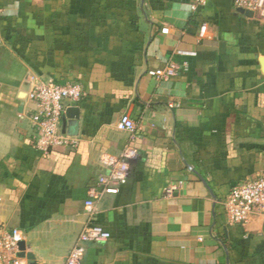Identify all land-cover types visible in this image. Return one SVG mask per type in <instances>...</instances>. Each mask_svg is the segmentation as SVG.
<instances>
[{"label": "crops", "instance_id": "obj_1", "mask_svg": "<svg viewBox=\"0 0 264 264\" xmlns=\"http://www.w3.org/2000/svg\"><path fill=\"white\" fill-rule=\"evenodd\" d=\"M194 2L0 0V222L25 233L38 264L66 262L92 224L112 237L82 264H264L263 219L231 224L222 204L264 175V17L234 0ZM170 62L179 76L149 75ZM37 75L83 84L76 149L32 145ZM125 114L138 156L120 192L90 210L110 172L103 155L131 140Z\"/></svg>", "mask_w": 264, "mask_h": 264}, {"label": "built area", "instance_id": "obj_2", "mask_svg": "<svg viewBox=\"0 0 264 264\" xmlns=\"http://www.w3.org/2000/svg\"><path fill=\"white\" fill-rule=\"evenodd\" d=\"M235 4L247 8L264 17V0H234ZM204 0H195L192 9ZM202 32L206 29L203 24ZM166 31L167 28H164ZM181 66L175 62L168 63L161 69H150L149 75L159 80H170L179 76ZM86 96L81 81L68 78L65 80L54 76L37 75L33 78L29 90V98L34 108L29 114L33 128L32 145L43 154L61 147L76 149L78 137L63 130L62 120L67 110L81 103ZM118 128L132 134L120 157L104 154L102 161L110 167V172L102 174L89 191L86 206L92 210L95 200L105 194H117L127 180L130 172V161L138 156L136 146V122L125 114L118 122ZM177 186L166 188L171 195ZM226 218L231 224L246 225L252 218L260 217L264 221V175L249 178L235 184L222 201ZM25 233L17 228H9L0 222V264H30L27 257L21 256V242ZM111 232L102 225H87L80 234L78 244L70 253L66 262L56 264H82L89 244L107 241Z\"/></svg>", "mask_w": 264, "mask_h": 264}, {"label": "water", "instance_id": "obj_3", "mask_svg": "<svg viewBox=\"0 0 264 264\" xmlns=\"http://www.w3.org/2000/svg\"><path fill=\"white\" fill-rule=\"evenodd\" d=\"M240 10L243 13H246L248 15H251L254 13L253 11H251L247 8H244V7H241ZM79 115H80V109L78 107H70L66 112V116L72 119V121L70 123V129L67 131V125H66L67 122H66V119L64 117L63 130L66 131L67 133H69L70 135H77L78 134V128H79ZM22 249H23V247H22ZM21 256L27 257L30 261V264H38L35 255L32 253L27 254L26 252L23 251L21 253Z\"/></svg>", "mask_w": 264, "mask_h": 264}]
</instances>
